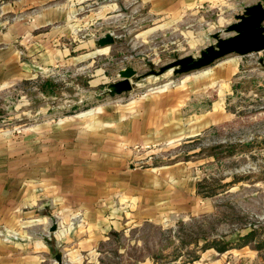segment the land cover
I'll return each instance as SVG.
<instances>
[{
	"label": "crops",
	"instance_id": "crops-1",
	"mask_svg": "<svg viewBox=\"0 0 264 264\" xmlns=\"http://www.w3.org/2000/svg\"><path fill=\"white\" fill-rule=\"evenodd\" d=\"M224 1L0 0V91L82 61L93 40L83 31L113 17L122 2L175 18ZM234 1L232 8L244 9L258 0ZM237 71L234 63H215L202 71L204 80H171L38 121L21 134L0 125V264H85L112 237L193 199L197 183L187 166L138 164L227 122L223 84Z\"/></svg>",
	"mask_w": 264,
	"mask_h": 264
},
{
	"label": "rangeland",
	"instance_id": "rangeland-1",
	"mask_svg": "<svg viewBox=\"0 0 264 264\" xmlns=\"http://www.w3.org/2000/svg\"><path fill=\"white\" fill-rule=\"evenodd\" d=\"M233 2L185 8L175 18L154 13L139 2L126 6L122 2L110 20L101 19L83 31L86 38L91 33L93 40L86 45L82 61L46 69L0 91V125L21 134L38 121L126 100L130 93L171 80H204L202 71L215 63L238 66L231 81L223 84L228 92L227 122L192 141L164 146L148 162L138 164L185 165L196 183L204 182V191L212 195L198 190L194 195L190 190L193 199L188 203L174 208L165 219L143 222L112 237L101 246V255L85 264H188L195 256L196 264H264V50L231 53L188 74L133 77L132 91L116 96L108 92V85L121 78L125 67L132 66L141 75L172 60L175 53L197 55L214 41L210 33L226 27L243 11V7L232 8ZM106 32H112L115 40L101 45L98 39ZM211 92L213 99L216 91ZM251 231L254 236L248 242L244 237ZM209 241L231 248L205 249Z\"/></svg>",
	"mask_w": 264,
	"mask_h": 264
},
{
	"label": "water",
	"instance_id": "water-1",
	"mask_svg": "<svg viewBox=\"0 0 264 264\" xmlns=\"http://www.w3.org/2000/svg\"><path fill=\"white\" fill-rule=\"evenodd\" d=\"M214 41L206 45L197 55L174 54V58L160 67L153 66L147 73L138 75L137 70L128 66L120 70L121 78L108 85L111 96L122 95L133 89L132 78L137 80L148 76H162L172 70L173 75L191 73L213 64L216 60L231 54L240 55L264 50V0L245 5L242 12L236 14V20L226 27L210 33ZM115 40L112 32L99 37L101 45ZM58 261H61L58 258Z\"/></svg>",
	"mask_w": 264,
	"mask_h": 264
},
{
	"label": "trees",
	"instance_id": "trees-1",
	"mask_svg": "<svg viewBox=\"0 0 264 264\" xmlns=\"http://www.w3.org/2000/svg\"><path fill=\"white\" fill-rule=\"evenodd\" d=\"M204 188H205V183L202 181L198 182V184H197L198 193H200V194L203 193V195H207V196L210 195L211 196L212 194L205 192ZM146 223H150V222H146ZM253 236H254V232L251 231L244 238H245V240H248V242H250V241H252ZM209 248H215L219 252H225L228 249H230L231 246H229L228 244H222L218 241H211V242L209 241L205 244V249H209ZM197 259H198V256H195V257H193L187 261L192 262V261L197 260Z\"/></svg>",
	"mask_w": 264,
	"mask_h": 264
},
{
	"label": "bare ground",
	"instance_id": "bare-ground-1",
	"mask_svg": "<svg viewBox=\"0 0 264 264\" xmlns=\"http://www.w3.org/2000/svg\"><path fill=\"white\" fill-rule=\"evenodd\" d=\"M168 72H172V70H169Z\"/></svg>",
	"mask_w": 264,
	"mask_h": 264
}]
</instances>
